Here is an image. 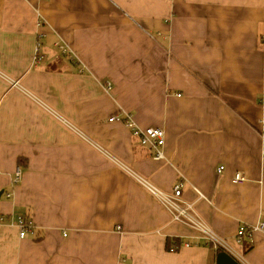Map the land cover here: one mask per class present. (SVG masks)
<instances>
[{"label": "crops", "instance_id": "obj_1", "mask_svg": "<svg viewBox=\"0 0 264 264\" xmlns=\"http://www.w3.org/2000/svg\"><path fill=\"white\" fill-rule=\"evenodd\" d=\"M126 113L164 130V159ZM261 119L264 0H0V264H216L127 170L163 191L182 181L233 241L264 221ZM243 247L264 264V231Z\"/></svg>", "mask_w": 264, "mask_h": 264}, {"label": "built area", "instance_id": "obj_2", "mask_svg": "<svg viewBox=\"0 0 264 264\" xmlns=\"http://www.w3.org/2000/svg\"><path fill=\"white\" fill-rule=\"evenodd\" d=\"M57 46L62 52L67 51V47L58 43ZM44 55L40 51V42H36L33 64H37L43 60ZM11 85H18L17 80H10ZM104 87L106 90H111V81H104ZM110 121L118 120L115 116L109 119ZM124 125L129 129L130 133L137 137L140 144L148 147L155 159H164L163 146L165 142V132L161 127L149 126L140 127L137 125L131 114H124L121 119ZM260 138L263 142L261 148V156L264 159V120H260ZM223 170V166H219L218 172ZM135 180L142 185L168 212L172 221L180 223L193 231L208 245L215 254L218 252H225L233 257L239 264H247L244 259V244L249 241L254 233L264 231V221H258L254 224H240L237 228L233 241L217 234L200 216V214L194 208V202H189L182 197L183 182L177 181L173 185L170 191H163L154 186L148 180L144 179L140 175L134 173L131 170H127ZM23 171L21 166H17L13 172L11 183L16 185L22 179ZM246 179L245 175L237 171L234 173L232 180L234 182H242ZM202 197L201 193H198ZM6 196H11V192H6ZM3 221V217L0 216V222ZM16 225L19 230V238L25 237L27 232L33 230L32 221L21 215L16 217ZM188 245V243H185ZM173 249V248H171Z\"/></svg>", "mask_w": 264, "mask_h": 264}, {"label": "water", "instance_id": "obj_3", "mask_svg": "<svg viewBox=\"0 0 264 264\" xmlns=\"http://www.w3.org/2000/svg\"><path fill=\"white\" fill-rule=\"evenodd\" d=\"M3 191H0V196L2 195ZM216 264H239L233 257L225 252H218L216 254L215 259Z\"/></svg>", "mask_w": 264, "mask_h": 264}]
</instances>
